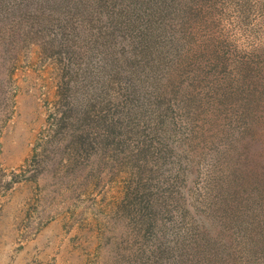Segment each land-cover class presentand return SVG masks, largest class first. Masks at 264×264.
Returning <instances> with one entry per match:
<instances>
[{"label": "rangeland", "instance_id": "374dc122", "mask_svg": "<svg viewBox=\"0 0 264 264\" xmlns=\"http://www.w3.org/2000/svg\"><path fill=\"white\" fill-rule=\"evenodd\" d=\"M0 264H264V0H0Z\"/></svg>", "mask_w": 264, "mask_h": 264}, {"label": "trees", "instance_id": "16d2710c", "mask_svg": "<svg viewBox=\"0 0 264 264\" xmlns=\"http://www.w3.org/2000/svg\"><path fill=\"white\" fill-rule=\"evenodd\" d=\"M18 5V4H17ZM21 6H19L18 5V8H20ZM16 10V9H15ZM16 14V13H15ZM135 61V60H134ZM205 231H206V233H208L209 234V232L206 230V228H205Z\"/></svg>", "mask_w": 264, "mask_h": 264}]
</instances>
